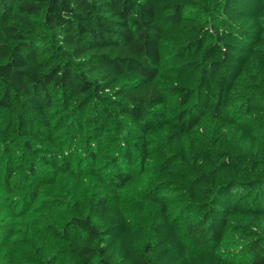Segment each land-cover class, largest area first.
<instances>
[{
  "label": "trees",
  "instance_id": "obj_1",
  "mask_svg": "<svg viewBox=\"0 0 264 264\" xmlns=\"http://www.w3.org/2000/svg\"><path fill=\"white\" fill-rule=\"evenodd\" d=\"M1 261L264 264V0H0Z\"/></svg>",
  "mask_w": 264,
  "mask_h": 264
},
{
  "label": "rangeland",
  "instance_id": "obj_2",
  "mask_svg": "<svg viewBox=\"0 0 264 264\" xmlns=\"http://www.w3.org/2000/svg\"><path fill=\"white\" fill-rule=\"evenodd\" d=\"M193 11L194 10H192L191 12ZM215 12L218 13V10L203 13L202 17L211 19L215 16ZM160 183L161 181H155V183L152 181H137L131 184L126 189H124L121 193L117 191V194H120L118 204H120L128 212H130L131 216L136 218L137 221H145L147 226H149L152 221L157 220V218H159V212L158 207L153 203L151 204L150 200L147 199V197H149L148 193L143 190L148 185L153 189V191H155V193L161 195L164 198L163 200L167 202L170 216H172L173 213H177L180 209V211H182L185 204L181 201L180 195L183 190H181V188L179 187V183H175L174 186L170 187L169 189L161 188ZM81 188H85L83 184L81 185ZM91 188H93L92 185ZM140 199L145 201H142ZM18 219L19 218L17 216L15 217L14 221ZM243 241V238L237 237L233 234H229L226 237L222 247L219 249V252L232 262L246 263L248 260V256L245 253V244H243ZM43 242L46 243L45 241ZM47 245L49 246V250H51L54 246V249L58 252L61 249L58 244H54L52 242H48ZM12 251L16 253L17 249L13 248ZM4 263L5 261L0 262V264Z\"/></svg>",
  "mask_w": 264,
  "mask_h": 264
}]
</instances>
